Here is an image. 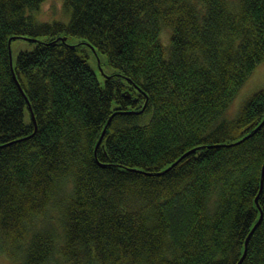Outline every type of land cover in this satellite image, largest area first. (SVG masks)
I'll use <instances>...</instances> for the list:
<instances>
[{
    "label": "trees",
    "instance_id": "obj_1",
    "mask_svg": "<svg viewBox=\"0 0 264 264\" xmlns=\"http://www.w3.org/2000/svg\"><path fill=\"white\" fill-rule=\"evenodd\" d=\"M45 1L0 0V251L264 264V87L228 116L264 60V0H64L40 21ZM13 36L36 44L12 65Z\"/></svg>",
    "mask_w": 264,
    "mask_h": 264
},
{
    "label": "rangeland",
    "instance_id": "obj_2",
    "mask_svg": "<svg viewBox=\"0 0 264 264\" xmlns=\"http://www.w3.org/2000/svg\"><path fill=\"white\" fill-rule=\"evenodd\" d=\"M37 19L45 20V21H53V20H62L66 19L65 10H64V0H47L45 1L40 10L35 13ZM164 39L168 40L170 35L169 30L163 29L162 33ZM80 37L70 36V43H78L80 42ZM164 43H169L165 42ZM36 42L32 41L30 37H19L12 41L11 51H12V59L15 63L17 61V57L19 53L23 50H32L35 47ZM89 63L96 71V74L99 80L104 83L107 75L113 73L115 68L108 64L107 57L104 53H97L94 50H90ZM264 87V60L260 62L256 68L254 69L251 76L248 78L246 83L240 89L238 95L232 102L231 106L228 110L229 117H235L239 112L241 106L245 103V101L253 95L256 91L260 90ZM0 264H16V262L10 260L5 254L0 251Z\"/></svg>",
    "mask_w": 264,
    "mask_h": 264
},
{
    "label": "bare ground",
    "instance_id": "obj_3",
    "mask_svg": "<svg viewBox=\"0 0 264 264\" xmlns=\"http://www.w3.org/2000/svg\"><path fill=\"white\" fill-rule=\"evenodd\" d=\"M40 20V19H39ZM40 21H44V20H40ZM19 37H25V36H19ZM18 36H13V37H11L10 38V40H9V47H10V56H11V64L13 65V59H12V51H11V44H12V41L14 40V39H16V38H19ZM16 77V76H15ZM110 120H111V118L109 119V121H108V123L110 122ZM105 130H106V128H105ZM105 130H104V132H105ZM104 132H103V134H104ZM248 135H250V134H247L246 136H248ZM245 136V137H246ZM101 142V139H100V141L98 142V145H99V143ZM185 155V154H184ZM181 158H183V155L181 156V157H179L178 158V160H176L175 161V163L174 164H176Z\"/></svg>",
    "mask_w": 264,
    "mask_h": 264
},
{
    "label": "water",
    "instance_id": "obj_4",
    "mask_svg": "<svg viewBox=\"0 0 264 264\" xmlns=\"http://www.w3.org/2000/svg\"><path fill=\"white\" fill-rule=\"evenodd\" d=\"M30 108H31V107H30ZM102 136H103V135H102ZM101 139H102V137H101ZM263 176H264V167H263V174H262V182H263ZM260 220H261V217H260V219L258 220V222L254 225V227L252 228V231H251L250 235L248 236V238H247V240H246V244L248 243V240H249V238H250L252 232L255 230V228H256L257 225L259 224ZM245 254H246V249H245L244 255L242 256V258H241V260L239 261L238 264H240V263L243 261V259H244V257H245Z\"/></svg>",
    "mask_w": 264,
    "mask_h": 264
}]
</instances>
